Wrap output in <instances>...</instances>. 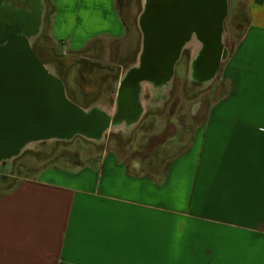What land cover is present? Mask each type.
Listing matches in <instances>:
<instances>
[{"label":"crops","instance_id":"0c3cea01","mask_svg":"<svg viewBox=\"0 0 264 264\" xmlns=\"http://www.w3.org/2000/svg\"><path fill=\"white\" fill-rule=\"evenodd\" d=\"M237 1L247 27L194 125L170 110L123 156L50 166L0 193V264H264V0ZM43 22L85 69L96 44L128 36L115 0H48ZM142 53L143 34L136 66Z\"/></svg>","mask_w":264,"mask_h":264},{"label":"water","instance_id":"95a60500","mask_svg":"<svg viewBox=\"0 0 264 264\" xmlns=\"http://www.w3.org/2000/svg\"><path fill=\"white\" fill-rule=\"evenodd\" d=\"M204 1L210 16V24L201 36L206 45L199 63L191 69L195 79L209 83L223 59L229 8L227 0ZM31 3L34 10L24 11L0 0V162L10 161L34 143L71 141L77 136L96 140L112 127L122 126L115 114L73 103L62 81L37 58L31 40L42 27L43 0ZM179 7L173 0H146L141 23L145 50L140 64L124 81L116 106L119 116L126 118L136 110V87H164L174 76L187 35L178 31L180 23L172 15L178 14ZM137 112L139 115L140 108ZM133 120L129 118L128 122Z\"/></svg>","mask_w":264,"mask_h":264},{"label":"rangeland","instance_id":"374dc122","mask_svg":"<svg viewBox=\"0 0 264 264\" xmlns=\"http://www.w3.org/2000/svg\"><path fill=\"white\" fill-rule=\"evenodd\" d=\"M228 1L229 16L225 23L224 35L226 56L240 42L248 23L244 4L237 0ZM47 3L48 0H44V7ZM115 4L119 16L127 27L128 36L120 42L100 41L96 44L99 52L95 54L100 62L89 67L88 64L86 69L83 66H76L80 59L79 55L60 50L59 44L51 39L49 25L45 22L40 34L31 40L37 58L52 74L60 76L68 98L84 109L93 106L107 109V106L112 105L117 81L123 75V71L137 59L141 46L139 16L143 9V0H115ZM226 56L221 69L226 62ZM183 59L176 65L174 79L164 93L159 95L153 90L144 91L146 96L143 105L146 114L142 123L129 130H123V126L112 127L101 139L96 140L77 136L71 141L31 144L17 157L8 162H0V193L20 179L34 177L41 169L50 166L73 168L78 164L93 162L106 151L123 156L130 148L137 147L142 132L156 134L162 132L169 122L170 110H177V115L186 114L181 118L182 124L191 128L194 120L190 115L194 113L197 100L209 98L213 86L197 84L191 66L186 63L189 57L184 54ZM177 120H180V116H177ZM179 124L180 122L177 123ZM165 155L171 157L176 155V151L172 153L164 151L161 154L163 157ZM157 160L160 159L157 157Z\"/></svg>","mask_w":264,"mask_h":264},{"label":"flooded vegetation","instance_id":"af4514ba","mask_svg":"<svg viewBox=\"0 0 264 264\" xmlns=\"http://www.w3.org/2000/svg\"><path fill=\"white\" fill-rule=\"evenodd\" d=\"M174 3H176V5H179V12L178 14L173 13L172 15L174 16L173 18L176 20L178 19L179 23H180V28L178 29V31L180 33H187L186 38L184 39V41L181 44V49H180V56L177 59L176 63H175V67L176 65H178L179 62H181L183 59L184 54H186L189 57V60L186 63H188L191 68L192 66H195L199 63V57L201 56V54L203 53L204 49H205V43L204 41L201 39L203 33L205 32V30L208 28L209 24H210V16L208 14V7H207V2L204 0H173ZM5 5H9L14 9L17 10H24V11H33L34 10V6L31 3V0H3ZM15 2H18L19 4L16 5ZM228 2V8H229V1ZM206 6V7H205ZM44 8V6H43ZM145 14V7H144V11L140 17L139 20V24H140V28L143 34V52L145 50V41H146V35L142 30L141 27V23L143 20V16ZM178 15V18H177ZM229 16V9H228V14L225 20V23L228 19ZM171 19V18H170ZM174 21V20H173ZM225 23H224V32H223V47H224V55H223V59L221 61V63L219 64V67L217 69V72L215 74V76L213 77V79H215L218 76V73L220 71L221 68V64L225 58V56L227 55V50L225 47V41H224V35H225ZM42 29V27H41ZM173 33L175 31L171 30ZM177 31V29H176ZM41 32V30H40ZM39 32V34H40ZM38 34V35H39ZM143 55V53H142ZM141 55V58H142ZM141 58L139 61V64L141 62ZM136 62L137 59L131 63L129 65V67H127V69H123V75L119 77L117 83H118V87H117V91H116V106H117V101L121 95V91H122V87L124 84V81L126 80L127 76L129 75V73L131 71H133L137 66H136ZM174 78L172 77V79L164 86V87H157V88H152V90L154 91L155 94H162L164 93L167 89L168 86L170 85L171 81ZM212 79V80H213ZM197 84H200L201 86H204L203 84H208V83H204L203 81L199 80V79H195ZM209 86V84H208ZM134 101L135 102V111L130 112L128 115H126L129 118L135 119L132 122H128L127 117H123V116H119V112L117 110L116 107V111H115V116H118L121 119V124L124 127L125 126V130H129L132 127L139 125L140 123H142V121L144 120V116L146 114L145 111V106L143 105V100L144 97L146 96L144 94V89L141 88H135L134 89ZM113 102V100H112ZM140 108V114L137 115V109ZM126 124V125H125Z\"/></svg>","mask_w":264,"mask_h":264},{"label":"trees","instance_id":"16d2710c","mask_svg":"<svg viewBox=\"0 0 264 264\" xmlns=\"http://www.w3.org/2000/svg\"><path fill=\"white\" fill-rule=\"evenodd\" d=\"M33 51H34V49H33ZM71 100V99H70ZM72 101V100H71ZM73 102V101H72ZM80 165H82V164H78V165H76V166H80ZM17 183H15V184H13V185H11V186H9L7 189H5L3 192H6V191H9L10 189H12L15 185H16ZM2 192V193H3Z\"/></svg>","mask_w":264,"mask_h":264}]
</instances>
